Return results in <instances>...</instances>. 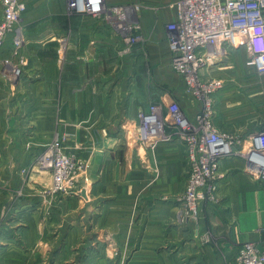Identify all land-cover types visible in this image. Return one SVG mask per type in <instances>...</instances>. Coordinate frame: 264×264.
<instances>
[{
    "label": "crops",
    "instance_id": "obj_1",
    "mask_svg": "<svg viewBox=\"0 0 264 264\" xmlns=\"http://www.w3.org/2000/svg\"><path fill=\"white\" fill-rule=\"evenodd\" d=\"M106 1L128 2L140 24L141 40L125 56L120 30L104 16L70 12L68 0L31 7L27 0L0 49V210L12 204L3 183L16 189L26 180L48 182L47 172L23 179L20 170L57 132L71 137L67 146L85 169L76 178L85 196L60 199L50 215L37 194L13 202L0 225V264H118L122 258L109 252L112 237L128 250L126 264H225L246 242L264 250V178L250 172L245 158L221 163L220 203L201 202L199 221L185 222L177 201L189 168L185 144L165 133L137 136L138 114L150 104H162L165 114L175 100L191 120L203 111L171 65L166 25L178 17V0ZM14 53L28 65L8 81L2 67ZM248 57L241 46L201 71L222 82L214 124L245 142L264 128V73L249 68ZM16 211L27 217L22 230L9 225L19 221L9 220ZM206 232L212 241L203 244ZM174 245L176 254L168 248Z\"/></svg>",
    "mask_w": 264,
    "mask_h": 264
},
{
    "label": "built area",
    "instance_id": "obj_2",
    "mask_svg": "<svg viewBox=\"0 0 264 264\" xmlns=\"http://www.w3.org/2000/svg\"><path fill=\"white\" fill-rule=\"evenodd\" d=\"M2 4L0 46L17 29L28 9L27 0H2ZM176 4L178 17L166 25L171 65L183 76L187 90L202 100L203 111L191 120L175 100L168 104L165 114L162 104H150L148 110L138 114L137 136L146 140L161 134L163 128L176 131V137L187 148L189 162L184 207L192 216H198L200 203L212 202L217 192L224 160L241 156L247 160L250 172L264 178V128L255 131L246 142L217 128L213 122V103L222 82L201 74L204 67L241 46L249 50L248 67L264 73V0H178ZM130 7L128 2L68 0L70 12L104 16L122 32L118 43L121 56L130 53L141 40L140 24L130 17ZM133 8L138 9V5ZM15 43L18 46L22 43V36L17 32ZM19 70H14L15 77ZM60 151L54 164V192L67 190L74 179L71 174L74 160ZM229 264H264V250L253 242H246Z\"/></svg>",
    "mask_w": 264,
    "mask_h": 264
},
{
    "label": "rangeland",
    "instance_id": "obj_3",
    "mask_svg": "<svg viewBox=\"0 0 264 264\" xmlns=\"http://www.w3.org/2000/svg\"><path fill=\"white\" fill-rule=\"evenodd\" d=\"M34 2H32L30 4V7L33 3H37L36 1H41V0H33ZM44 1V0H43ZM43 1H41L40 3H42ZM39 22V21H38ZM22 42H23V37H22ZM22 44V43H21ZM139 44V43H138ZM137 46V44H136ZM135 46V47H136ZM2 45L0 46L1 49ZM16 56V53H14ZM4 65L2 67V74H4L5 78L9 81L14 80L16 77L14 75V70H16L17 68H19L21 70V68L24 66L28 65V61H26V58H20V56L17 54L15 60H12L10 58V60H4ZM30 62V61H29ZM15 67V68H14ZM19 70V71H20ZM21 72V71H20ZM20 72H16L17 76L20 74ZM6 74V75H5ZM17 79V78H16ZM15 79V80H16ZM168 134L171 137H176V131L172 130L171 128H163L162 129V134ZM71 137L68 135H64V134H60L59 132L56 133V135L54 136L53 140L47 145L45 146L39 153L35 154L33 157V160L30 164L29 167L27 168H22L20 170V175L26 179L29 178L31 173L34 172H47V174L49 175V180L48 182H44L43 185L37 184L34 185L32 183L27 182V180L25 181L24 184H22L19 188L16 189H11L12 187L10 185H7L5 183H3L4 185L2 186V190H6L9 194V197L13 202L20 200L24 197L28 198L29 193L31 194H37V196H39L41 198V203L43 205L46 206V213L47 215L51 214L52 209L56 206V202H58L60 199L62 198H78V197H84V193L82 190V185L80 183H78L76 181L77 176L84 171V164L81 161L80 157L78 156V154H76L75 152H72L68 146H67V142L68 140H70ZM59 149L61 150L60 152L70 156L74 161H73V165L75 166H71V174L74 175V179H73V184L67 189V190H60V191H53V186H54V164L58 162V152ZM52 161V164H50V162ZM31 188V189H30ZM32 191V192H29ZM185 193V188L184 190L181 192V194L178 196V206L180 208V215L182 220H184L185 222H198L200 219V212L198 216H192L191 214H189L187 212V210L184 207V200H183V195ZM220 203V199L218 196V189L217 192L214 194L213 198H212V203L211 204H219ZM12 204H10V206H8L5 211H1L0 210V225L4 224V220L3 218L5 216L9 215V211H12ZM200 207V205H199ZM23 211L25 212L24 214H26L27 212V208H24ZM19 212L16 211V215L15 217L12 215L10 216L9 220H16L17 218H19V221L15 222V223H11L9 224L11 227L13 226V228H19V229H23L24 227H26V223H27V217H23V213L18 214ZM14 214V213H13ZM18 214V215H17ZM21 229V230H22ZM20 230V231H21ZM42 237L44 236V234H40ZM98 235H101V233ZM107 235V234H106ZM8 236V235H7ZM100 238H102L101 236H99ZM3 239L7 240V243L5 244H9L10 242H8L9 237L4 236ZM109 241L111 242V247H110V251L112 254V258L113 260H115L117 258V256H120L122 258V262L118 263V264H126L127 262V258H128V250H122L119 246V244H117V242L114 240V238L112 237V240L109 239ZM201 241L203 244H208L211 243L212 241V235L209 232L204 233L203 235H201ZM86 243V242H85ZM38 244H43V245H47L49 246V244H45L43 241L42 243L39 241ZM84 244V242L82 243ZM241 247V245H240ZM239 247V249H240ZM165 248V247H164ZM169 249L173 250V253L176 254V245L174 246H169ZM238 249V251H239ZM107 250H109V248H107ZM75 251V250H74ZM231 255V254H230ZM230 255H228L226 257V262L225 264H229L230 260L233 259L235 257V255L233 257H231ZM64 262H69L67 261V259L64 260Z\"/></svg>",
    "mask_w": 264,
    "mask_h": 264
}]
</instances>
